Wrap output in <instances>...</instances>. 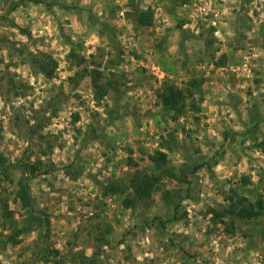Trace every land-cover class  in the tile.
I'll return each mask as SVG.
<instances>
[{
    "label": "rangeland",
    "instance_id": "obj_1",
    "mask_svg": "<svg viewBox=\"0 0 264 264\" xmlns=\"http://www.w3.org/2000/svg\"><path fill=\"white\" fill-rule=\"evenodd\" d=\"M183 2L0 0V153L52 168L31 182L50 224L17 246L1 227L0 264H264V211L235 227L213 220L232 188L264 201V0ZM45 54L53 79L31 63ZM85 67L111 82L103 100ZM166 85L187 96L181 117L158 98ZM165 143L166 168L189 172L163 179L174 205L155 192L128 208L107 192L137 169L159 175L150 156ZM16 191L0 175L2 220L4 202L22 220ZM43 243L59 255L39 259Z\"/></svg>",
    "mask_w": 264,
    "mask_h": 264
},
{
    "label": "trees",
    "instance_id": "obj_2",
    "mask_svg": "<svg viewBox=\"0 0 264 264\" xmlns=\"http://www.w3.org/2000/svg\"><path fill=\"white\" fill-rule=\"evenodd\" d=\"M185 4L188 0H183ZM37 3H41L38 1ZM17 5H14L16 8ZM137 22L144 27H151L153 25V12L151 10L137 12ZM75 51L72 50L70 58L71 63L77 65L78 67L86 66L87 62L85 57L76 55ZM32 65L40 73H42L47 79H53L58 70V62L50 55H43L42 58H33ZM219 65V64H218ZM84 75H89L92 79L95 98L103 100L105 96L109 94L112 88L111 82L103 83L101 78L103 73L98 70H89L85 67ZM189 95L193 97V93L189 91ZM158 98L161 100L164 108L172 110L176 113L177 117H181L185 114L187 110V96L175 85H166L162 90L158 92ZM251 122L255 123L256 120L252 119ZM249 122V124L251 123ZM259 122L254 124V128L247 131L251 138L258 142L259 141ZM175 141V137H173ZM261 149L264 152V140L260 144ZM49 149H52L51 147ZM169 144H162L161 148L156 150L155 153L150 156L151 160L161 173L159 175L152 174L149 175L147 171L137 169L136 172L130 178L127 184L120 183H110L106 190L110 195H117L124 197V204L128 208L135 207L139 201H144L150 197L155 192H163V198L168 205H174V195L172 191L166 190L163 185V179L165 176L170 179H177L183 183H188V174L186 168L182 167L180 170L181 176H179L175 170H168L166 168L168 163V152L171 151ZM137 167V166H136ZM165 167V168H164ZM202 167V166H201ZM200 166H195L190 173L196 172L201 168ZM46 166L42 160H38L32 163L30 160H18L17 162H12L6 158L2 153H0V175L3 176L10 183L15 184L17 191L15 194V201L20 205L22 209V220H17L14 216V212L9 209L8 205L3 203V220L0 217V231L5 229L10 231V234L6 235V243L12 245H19L20 237L29 236L38 230H45L50 224L49 220H46L44 212L39 208L37 199L32 193L31 182L41 175H47L52 173V168L45 169ZM18 177H17V176ZM17 177V178H16ZM191 198V196H190ZM226 202L228 203L227 208L223 212H214V221H221V223L228 225L225 222V218H228L229 223L232 227L235 224L239 226L238 223H243L248 220L254 219L259 215V211H264V201L259 200L257 202H252L250 198L244 195L240 190L236 188L230 189V192L226 196ZM180 208V204L175 205V213ZM175 219H181L175 215ZM165 226V224H164ZM2 227V228H1ZM4 235V234H1ZM42 244L40 248L39 259H43L45 262L50 261L51 255H59L57 251H50L47 245Z\"/></svg>",
    "mask_w": 264,
    "mask_h": 264
}]
</instances>
